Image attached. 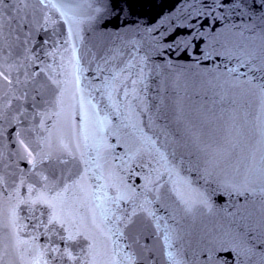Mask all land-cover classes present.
<instances>
[{
  "label": "water",
  "instance_id": "95a60500",
  "mask_svg": "<svg viewBox=\"0 0 264 264\" xmlns=\"http://www.w3.org/2000/svg\"><path fill=\"white\" fill-rule=\"evenodd\" d=\"M0 73V264H264V0H3Z\"/></svg>",
  "mask_w": 264,
  "mask_h": 264
},
{
  "label": "snow or ice",
  "instance_id": "6c2138e0",
  "mask_svg": "<svg viewBox=\"0 0 264 264\" xmlns=\"http://www.w3.org/2000/svg\"><path fill=\"white\" fill-rule=\"evenodd\" d=\"M3 0H0V3H2ZM3 73H0V76H3ZM5 79H7V77H4ZM55 82V81H53ZM62 163L64 161H61ZM31 191V189H30ZM65 191H67V188H65ZM59 199V194L56 197L53 198H49L48 193L46 191H37V195L36 198L34 200L31 201V203L33 204H46L49 207L55 209L56 205H55V200ZM133 216H135V212H133L131 215H129L124 221H123V226L124 228H128L130 225H132L134 223L133 220ZM53 221L59 222L61 224H63V221L59 219V217L55 214V212L53 213V216L51 217V219L49 220V223H52ZM77 235H79V233H77ZM62 239H65L64 237H61ZM66 239L68 241H72L75 239V236H73L71 233H69V235L66 237ZM65 255L68 256L69 259H73L74 257H72L71 253L68 252L67 250L65 251Z\"/></svg>",
  "mask_w": 264,
  "mask_h": 264
}]
</instances>
